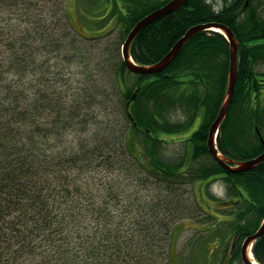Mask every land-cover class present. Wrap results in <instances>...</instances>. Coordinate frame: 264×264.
Listing matches in <instances>:
<instances>
[{
  "label": "trees",
  "instance_id": "obj_1",
  "mask_svg": "<svg viewBox=\"0 0 264 264\" xmlns=\"http://www.w3.org/2000/svg\"><path fill=\"white\" fill-rule=\"evenodd\" d=\"M42 1L0 0V264H173L174 233L182 217L171 208L178 206L180 193L171 195L177 186L207 188L217 179L245 207L233 213L225 233L238 235L239 242L254 233L264 217V162L245 173H228L206 145L227 86L225 37L198 33L165 71L131 82L121 45L137 22L170 0H77L83 15L95 16L84 17L90 29L115 21L119 30L104 49L98 39L72 29L64 0ZM259 4L188 0L147 25L131 46L134 61L149 65L196 25L218 22L233 30L240 43L239 76L217 145L235 160L264 152L255 131L258 126L264 132L259 91L264 72L256 71L264 65ZM77 61L85 64L72 84L82 81L84 87L70 90L67 101L68 90L60 83L70 82L67 74ZM91 68L96 76L115 78L114 86L101 91L91 82ZM138 85L137 99L128 107ZM178 111L184 120H174ZM99 114L104 123L89 142L64 146V130L79 136ZM197 120L198 128L188 133ZM184 134L188 152L164 160L163 138ZM140 186L155 189L150 200ZM253 254L264 264V235Z\"/></svg>",
  "mask_w": 264,
  "mask_h": 264
},
{
  "label": "rangeland",
  "instance_id": "obj_2",
  "mask_svg": "<svg viewBox=\"0 0 264 264\" xmlns=\"http://www.w3.org/2000/svg\"><path fill=\"white\" fill-rule=\"evenodd\" d=\"M52 0H44L42 1L47 2V4L51 5ZM66 1V0H64ZM264 1V0H262ZM87 2H89L87 0ZM219 8H221V3L218 2ZM80 9H84L83 6H80ZM78 6L76 4V0H67L66 2V11L68 13V17L72 25L81 33L85 34L86 36H92V34H89V28L88 26L83 23L81 25L79 15H78ZM3 11V10H2ZM0 11V13H2ZM8 12V10H5ZM259 11L264 17V2L259 4ZM94 13V11H93ZM4 13H2L0 16L2 17ZM0 17V29H3L4 22L2 21ZM87 19H92V16L90 13H87L86 15ZM50 23H52L51 18L49 19ZM114 21V20H113ZM24 27L26 24L23 25ZM113 28V26H112ZM118 28H113V32H111V35L108 33V31H104L100 34V36H104L100 40H96L95 43L102 49L106 47V45L109 43V37L116 36ZM1 31V30H0ZM100 32V31H95ZM115 40V39H114ZM0 46H4V42H0ZM88 54V53H87ZM108 57V55H107ZM96 60V59H95ZM82 61V60H81ZM77 61L74 65L73 70L70 72V74H67V77L70 79V82L67 84L61 85L64 92L67 89V94L65 93V99L70 101L69 93L72 91H76L77 88H79V91L83 90L82 87V81H80L81 85H78L77 83H74V81H77L81 78V70H83V66L85 64ZM112 65V63L110 62ZM264 69V68H260ZM92 74V83L96 87L100 88L101 91L105 92V90L108 87H111V85L114 86V80L113 77H108L104 74H99L96 76L97 70H93L92 68L88 70ZM130 81H135V77L131 76L128 77ZM96 81V82H95ZM111 82V83H110ZM55 84V83H54ZM57 85V84H56ZM82 86V87H81ZM112 86V87H113ZM111 87V88H112ZM81 89V90H80ZM71 90V91H70ZM70 91V92H69ZM111 92H115V89H111ZM113 94V93H112ZM92 112V111H91ZM95 112L99 113V108H95ZM178 115V114H177ZM67 118H65L66 120ZM183 119L182 115L179 114V118H174V120ZM95 123L87 125L86 131L82 133V131H79V136L77 135L76 131H67L64 130L62 138H60L64 142V146H70V144H77L80 139L86 140L87 142L90 141L91 136L96 133L99 129V126L101 127L102 123H104L102 116H98L97 120H94ZM65 122V121H64ZM101 123V124H100ZM98 127V128H97ZM195 129V128H194ZM82 130V128L80 129ZM165 141L162 143V156L164 160H176L180 159L182 155H185L188 152V142L187 140H183L179 137H166L163 138ZM66 143V144H65ZM89 147L87 146V149ZM75 154V153H69ZM197 163H194V166H196ZM118 173V171H116ZM116 173V174H117ZM92 185V183H91ZM136 185V181H134L131 184V188H134ZM204 184L197 183L194 185V183L187 185L186 187L183 186H177L178 188L177 193L175 192L171 196H176L178 193L179 200H178V206H171L173 208V211H176V213L181 214V219L177 220V222L180 223L178 225V229L176 230V235L178 237V240L176 242V245L173 246L172 250V258H173V264H242L240 260L234 261L233 258L229 256V251L232 243L233 235L230 237H227L226 243L222 242V239L220 236L223 235V231L225 230L224 222H227V220L231 219V213L234 211H237L239 209L244 210V205H237V206H229L225 204V202L230 201V199H234L233 195L231 193L227 192L225 187L223 186L222 182H213L210 186L207 188L206 194H211L214 199V204L212 202V197L210 198L211 202H205L204 194L202 193V190L204 188ZM196 188L195 191V197L193 193V189ZM140 191L144 190L142 193L145 196L146 200H150L152 198V195L155 193V189L153 187L144 188L143 186L139 187ZM187 193H186V191ZM161 193V191H160ZM168 192L162 193V198L167 199L166 194ZM222 200V201H219ZM118 205L120 207L123 206ZM238 203V201H237ZM197 204V206H196ZM186 207V209H185ZM225 209H222V208ZM233 207V208H232ZM184 208V210H183ZM218 214V215H217ZM220 226V227H219ZM217 232V233H216ZM226 250V251H225Z\"/></svg>",
  "mask_w": 264,
  "mask_h": 264
},
{
  "label": "water",
  "instance_id": "obj_3",
  "mask_svg": "<svg viewBox=\"0 0 264 264\" xmlns=\"http://www.w3.org/2000/svg\"><path fill=\"white\" fill-rule=\"evenodd\" d=\"M188 0H172L167 5L163 6L160 9H157L156 11L152 12L145 18H143L140 22H138L135 27L132 29L130 34L128 35L124 45H123V60L126 64L127 70H129L131 73L134 74H157L166 69L171 62L175 59V57L179 54L183 46L197 33H200L205 30H214L217 29V31H220L229 40L230 43V67L228 72V84H227V90L225 94V98L222 102L221 108L219 110L218 116L216 120L213 122L208 139H207V146L209 149L210 154L212 157L217 160L220 164L224 166L226 170L233 173H242L252 170L254 167L259 165L264 161V153L259 155L258 157L247 160V161H235L233 159H230L228 157L223 156L216 146V134L225 120V118L228 115V112L230 110V107L233 102L234 93H235V87L238 79V49H239V42L232 32V30L225 26L224 24L217 23V22H210L207 24H202L198 26H194L190 28L186 34L173 46L171 51L164 56L160 61L157 63L151 64V65H138L136 64L131 56H130V47L136 38V36L140 33L142 29L145 28L147 24H149L151 21L169 14L170 12L174 11L184 3H186ZM140 91V87L137 88L135 93L133 94L129 104L131 101L135 100L137 98V95ZM128 104V105H129ZM264 234V221L262 222L261 227L259 230L247 237L243 243L242 251H241V259L243 264H258L252 261L250 259V246L258 240L260 237H262Z\"/></svg>",
  "mask_w": 264,
  "mask_h": 264
},
{
  "label": "flooded vegetation",
  "instance_id": "obj_4",
  "mask_svg": "<svg viewBox=\"0 0 264 264\" xmlns=\"http://www.w3.org/2000/svg\"><path fill=\"white\" fill-rule=\"evenodd\" d=\"M261 3H263L264 1H262V0H259ZM261 14V13H260ZM261 16H262V14H261ZM208 32V31H207ZM263 66V64H260L259 65V67H262ZM263 94H264V90H263ZM263 97V96H262ZM237 240H238V238L236 239V240H233L232 241V244H231V247H230V251H229V256L231 257L232 255H233V253H234V251H235V249H236V247H237ZM236 242V243H235Z\"/></svg>",
  "mask_w": 264,
  "mask_h": 264
},
{
  "label": "bare ground",
  "instance_id": "obj_5",
  "mask_svg": "<svg viewBox=\"0 0 264 264\" xmlns=\"http://www.w3.org/2000/svg\"><path fill=\"white\" fill-rule=\"evenodd\" d=\"M178 8H179V7H178ZM178 8H177V9H178ZM175 10H176V9H175ZM172 12H173V11H172ZM155 20H156V19H155ZM153 21H154V20H153ZM153 21H151L150 23H152ZM150 23H149V24H150ZM149 24H147V25H149ZM206 24H207V23H206ZM147 25H146V26H147ZM146 26H145V27H146ZM196 26H197V25H196ZM130 31H131V30H130ZM207 31L214 32V31H212V30H205V31H203V32H207ZM232 32H233V30H232ZM233 33H234V32H233ZM222 35L225 37V39H226L227 41H229L228 38L226 37V35H224V34H222ZM234 35H235V33H234ZM235 36H236V35H235ZM183 48H184V47H183ZM183 48H182V49H183ZM182 49H181V51H182ZM181 51H180V52H181ZM180 52H179V54H180ZM179 54H178V55H179ZM120 55H121V60H122V59H123V49H122V45H121V52H120ZM229 64H230V60H229ZM236 85H237V83H236ZM235 88H236V87H235ZM223 99H224V98H223Z\"/></svg>",
  "mask_w": 264,
  "mask_h": 264
}]
</instances>
